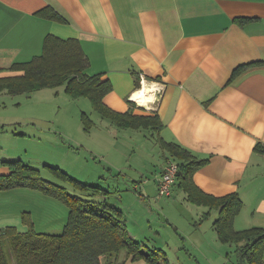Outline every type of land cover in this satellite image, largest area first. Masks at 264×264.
<instances>
[{
  "label": "crops",
  "instance_id": "obj_1",
  "mask_svg": "<svg viewBox=\"0 0 264 264\" xmlns=\"http://www.w3.org/2000/svg\"><path fill=\"white\" fill-rule=\"evenodd\" d=\"M49 8L65 20L38 15ZM238 16L253 19L238 25L233 22ZM47 34L79 41L88 60L85 72L109 80L111 90L103 101L117 112L128 110L129 96L143 83L155 87L149 108L134 107L133 113L157 114L163 126L156 138L131 129H114L113 136L136 142L139 153L148 150V141L160 150L148 174L151 181H133L154 208L156 179L168 155L161 142H173L207 160L193 173L202 191L213 196L238 193L242 207L234 229H264V0H0V76L15 74L7 70L12 63L39 55ZM243 64L252 65L231 78L233 69ZM98 130L94 122L90 132L103 136ZM102 154L108 165L118 167L109 154ZM6 172L1 168L0 173ZM135 172L147 177L141 166ZM23 188L0 190V228L25 232L31 223L37 232H59L63 222L47 212L44 228H37L31 211L19 202V194L31 190ZM126 192L131 203L122 198L117 202L115 195L108 202L121 209L130 235L146 243L144 230L154 209L130 189ZM133 202L146 208V221L132 214ZM197 207L202 208L198 213L206 211ZM216 216L215 210L209 213L208 233L191 239L189 250L205 253L204 243L218 247L212 225ZM124 264L147 263L129 258Z\"/></svg>",
  "mask_w": 264,
  "mask_h": 264
},
{
  "label": "trees",
  "instance_id": "obj_2",
  "mask_svg": "<svg viewBox=\"0 0 264 264\" xmlns=\"http://www.w3.org/2000/svg\"><path fill=\"white\" fill-rule=\"evenodd\" d=\"M38 15L49 20H65L52 8ZM252 19L238 16L233 22L243 25ZM250 65L237 66L231 78ZM87 66V57L77 39L47 34L39 55L28 61L12 63L7 70L15 74L0 76V93L15 95L64 85L66 93L72 98H87L92 110L107 120L108 124L121 130H143L156 138L154 133H158L163 126L157 114L133 113L135 105L132 101L125 112L109 108L103 98L111 90V83L102 78L100 73L87 74ZM136 85L139 86L138 79ZM81 121L86 132L94 127V121L85 112L81 113ZM161 147L168 152L166 160H173L178 166L170 194L165 197H170L172 187H176L184 193L187 202L206 207L201 219H206L212 210L217 211L212 223L217 239L221 243H231L242 264H264V229H234V219L242 207L238 193L223 196L205 193L194 183L193 173L207 160L198 159L189 150L173 142L162 141ZM6 164L10 172L0 175V190L14 187L39 190L62 202L67 207V217L56 233L37 232L31 223L25 232H19L12 226L0 228V264H124L129 258L141 259L148 264H169L164 254L158 253L160 250L130 235L121 209L108 202L111 192L100 183L72 178L57 166H47L56 179L73 184L74 193L70 194L64 186L42 178L39 171L29 165L19 161ZM163 167L156 179V196H160L158 181ZM138 188L133 186L132 191L145 198Z\"/></svg>",
  "mask_w": 264,
  "mask_h": 264
},
{
  "label": "rangeland",
  "instance_id": "obj_3",
  "mask_svg": "<svg viewBox=\"0 0 264 264\" xmlns=\"http://www.w3.org/2000/svg\"><path fill=\"white\" fill-rule=\"evenodd\" d=\"M82 112L91 117L99 129L98 132L103 136H95L94 132L88 133L83 129ZM114 129L117 128L110 126L107 120L92 110L87 98H72L66 93L64 85L15 95L1 92L0 172L1 168H6L8 169L6 173L9 174L6 162L19 161L38 170L42 178L64 186L73 194L72 183L56 179L47 169L49 165L57 166L72 178L100 183L108 188L111 192L109 200L114 201L115 195L118 198L117 202L122 198L128 204L131 200L128 199L126 189H130L137 198L150 204L154 209L153 220L146 224L144 230L148 238L146 244L160 249L158 253L164 254L169 264H242L231 243H221L218 240L217 245L220 248L205 246L204 243L205 253L189 250L191 239L208 233L204 230L208 219H201L202 214L198 213V210L202 208L184 200L182 191L176 189L170 197L157 195L155 201L158 203L155 204V208L154 202H149L143 191L142 195L145 198L132 191L133 181L135 183L151 181V175L148 174L153 170L156 160L160 159L161 152L155 144L148 141L145 142L148 150L142 149V153H139L136 142L134 145L128 138L122 136L121 139H114ZM117 131L128 132L120 129ZM115 140L117 142H114ZM122 140L129 146H123L125 142ZM104 152L109 154L111 161L115 160L118 167L108 165L102 154ZM138 155L141 156L140 160L136 159ZM138 166H141L143 176L147 177L139 176L135 172ZM118 171L120 173L117 175ZM23 189L31 190L19 194V202L24 210L31 211L30 215L38 229L44 228L45 212L64 223L67 207L62 202L35 189L26 187ZM115 189H118L117 193L114 192ZM140 189L141 187L138 188ZM134 203L132 214L146 221L144 212L146 208Z\"/></svg>",
  "mask_w": 264,
  "mask_h": 264
},
{
  "label": "built area",
  "instance_id": "obj_4",
  "mask_svg": "<svg viewBox=\"0 0 264 264\" xmlns=\"http://www.w3.org/2000/svg\"><path fill=\"white\" fill-rule=\"evenodd\" d=\"M129 100L134 103L135 107L139 106V107L144 108V109L149 108L148 105H141L140 103H138L133 98V94H131L129 96ZM153 102L151 100V102L149 101L148 103H153ZM177 170H178V166H177L175 161L170 160V159L165 161L163 171H162V175L158 181V194L160 196H168L170 194V187H171V185L175 179V175L177 173Z\"/></svg>",
  "mask_w": 264,
  "mask_h": 264
},
{
  "label": "bare ground",
  "instance_id": "obj_5",
  "mask_svg": "<svg viewBox=\"0 0 264 264\" xmlns=\"http://www.w3.org/2000/svg\"><path fill=\"white\" fill-rule=\"evenodd\" d=\"M154 88L151 83H143V85L133 93V98L141 105H146L147 102H151L152 100L151 94Z\"/></svg>",
  "mask_w": 264,
  "mask_h": 264
}]
</instances>
